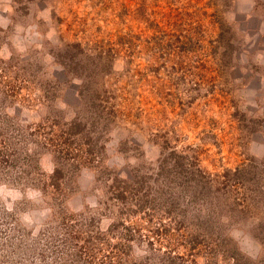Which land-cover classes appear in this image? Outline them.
<instances>
[{"label": "rangeland", "instance_id": "obj_1", "mask_svg": "<svg viewBox=\"0 0 264 264\" xmlns=\"http://www.w3.org/2000/svg\"><path fill=\"white\" fill-rule=\"evenodd\" d=\"M119 259L264 264V0H0V264Z\"/></svg>", "mask_w": 264, "mask_h": 264}, {"label": "trees", "instance_id": "obj_2", "mask_svg": "<svg viewBox=\"0 0 264 264\" xmlns=\"http://www.w3.org/2000/svg\"><path fill=\"white\" fill-rule=\"evenodd\" d=\"M65 47L68 48L69 45L66 44ZM71 47H74L77 50H79V44H72ZM65 51H67V53H68V50H65ZM113 54H114V52L110 49V51H107L105 53H103L102 51H95L93 53V56L96 59L100 60V59L105 58L104 55H106V57H110V58L112 57L113 58ZM63 55H64V58H67L66 66L68 64V68H71L72 66H71L70 61L72 62V56H68V54H66V52ZM87 56H89V55H87ZM88 84H89L88 81H83V83L81 85L80 93L84 92V90L87 88ZM163 150H165L164 151V156H163V158L161 159L160 163L157 166L156 181H158V183H160V184L161 183L165 184L166 187L168 188L170 186V183H171V178H173V176L171 177V173H172V171L174 172V169L176 167L175 165L179 164L178 161H177V159L179 158V155H176L177 154L176 151H173V150H168L167 151L166 147H163ZM185 159L188 160V157L185 156ZM188 162H189L190 165H193L195 163L194 162V158L190 157ZM180 167H183V166H181V163H180ZM191 177H192V174H191ZM118 184H115V185L111 186L110 190H111V197L116 199L117 201H120V200H124L123 198H124V195L126 194V189L124 187H120ZM96 237H103V235H102V233L97 232ZM190 249L191 248L189 246V248L187 250L190 251ZM163 256H164L163 259H165V261H168L169 263H174L173 261H175V259H179V257H180V256H175V252L174 251L172 253L163 254ZM122 261L123 260L119 259L118 261H116L114 263L115 264H126L125 261H123V262ZM108 264H112V263L109 262Z\"/></svg>", "mask_w": 264, "mask_h": 264}]
</instances>
